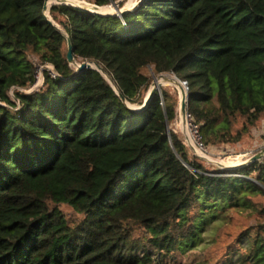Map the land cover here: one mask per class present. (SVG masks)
Segmentation results:
<instances>
[{"label": "trees", "instance_id": "1", "mask_svg": "<svg viewBox=\"0 0 264 264\" xmlns=\"http://www.w3.org/2000/svg\"><path fill=\"white\" fill-rule=\"evenodd\" d=\"M45 1L0 0V264H151L149 246L166 264L214 242L229 210L257 223L209 263L264 264V161L212 166L172 127L177 96L160 88L136 111L100 71H76ZM48 14L75 61L99 63L128 104H143L147 67L187 81L208 146L238 143L264 113L242 103L252 88L240 79H264V0H140L122 17L64 2ZM47 64L56 76L44 68L31 89Z\"/></svg>", "mask_w": 264, "mask_h": 264}, {"label": "rangeland", "instance_id": "2", "mask_svg": "<svg viewBox=\"0 0 264 264\" xmlns=\"http://www.w3.org/2000/svg\"><path fill=\"white\" fill-rule=\"evenodd\" d=\"M79 1L84 2L86 4H94L93 0H79ZM126 1L127 0H123V2L120 3V6L124 5V2ZM134 2H136V0H134ZM103 6H107L106 9L104 8L100 9L104 12H110L111 10L115 9V7H113L110 3ZM143 72L149 74L152 79L149 89L147 90L146 93H144V100H145L147 93L151 89L154 74L151 67H147L146 69L143 70ZM167 75H169L170 77H175L171 73H168ZM240 79L242 85L249 84L252 88L250 95L247 96L245 93L243 94L242 103L244 105H248L250 103H257L260 105H264V79L262 77L250 78L244 74L241 75ZM40 80H41V72L39 66H37L36 81H40ZM160 88H165L168 91V95H171L172 97L177 96L178 97L177 99L179 101L178 88L173 81L162 80L161 86L158 87V90ZM133 96L136 97V94L135 95L133 94ZM129 105L136 107L140 106L137 105L136 103ZM172 127L183 135L179 118L177 119L176 123L174 122L172 124ZM263 135H264V113L262 114V116H260L257 122L250 128L249 133L245 135L242 138V140L239 141L238 143L209 146L210 153L212 154V162H210L209 164L217 168H222L219 166V163L223 164L224 166L226 165L228 167L237 164L240 161H244L245 159L248 158V156H246L245 153H249V152L255 153L258 150L259 146L262 144V140L264 139ZM242 155H245V157H243ZM222 169L228 170L227 168H222ZM254 200L259 204L261 203L264 205V197L257 196L255 197ZM228 213H229L228 219L224 223V226L221 228V230L217 232V236L215 237L214 242L205 245L202 244L196 248L188 249L183 253H178L174 257L167 259L166 264H210L209 262L222 259L223 254L227 252V246L234 241L235 237L244 228L257 223L256 218L253 215L254 212L252 211L243 210L241 212H238L235 210H229ZM210 224L212 226L215 223L211 222ZM134 234L137 235V231ZM147 248L153 253L152 255L153 261L151 264H161L157 256V252L151 246ZM162 264H164L163 261Z\"/></svg>", "mask_w": 264, "mask_h": 264}, {"label": "water", "instance_id": "3", "mask_svg": "<svg viewBox=\"0 0 264 264\" xmlns=\"http://www.w3.org/2000/svg\"><path fill=\"white\" fill-rule=\"evenodd\" d=\"M55 3H70L75 7H79V8H83L85 10H88L90 12L96 13V14H102V15H114V16H118V17H122L125 13L131 11L132 9L124 6L122 8H115L114 11L112 12H103L100 11L99 9L101 8V6H98L96 4H86L84 2H81L79 0H54ZM114 3L113 0H110V4ZM134 8V7H133ZM49 10V5H48V0H46L44 2L43 5V11H47ZM46 19L51 23V25H53L59 32H61L66 39V59L68 61L69 64L72 65H76V71L80 72L85 68H94L97 71H100L105 78L109 81V83L112 85V87L114 88V90L117 92L119 98L121 99L122 102H124L125 104H127L130 108L136 110V111H140L143 110L147 105L148 102L150 100V98L152 97V95L155 93L156 90H158V87L161 86V83L159 82L160 80H171L175 83V85L178 88V92H179V109H178V118L180 121V125L181 127L185 126V116L187 114V105H188V94L185 92L184 88L182 87L179 79L177 77H170L167 74H162L158 77H155L153 75V82L151 85V89L149 90V92L147 93V96L143 102L142 105L136 107V106H131L126 102L125 97L123 96V94L121 92L118 91L115 83L113 82V80L111 79V77L104 71V69L101 67V65L99 63H97L96 61H82L81 63H77L73 57L72 54V43L70 38L68 37V35L59 28V26L53 22L50 17H47L45 15ZM190 149H193L192 147H190ZM264 157V148L261 151H258L256 153H254L251 157H249V159L243 163L240 164H235L232 166H224L223 164L219 163V166L222 168H227L229 169H235L238 168L240 166L246 165L250 162L256 161V160H261Z\"/></svg>", "mask_w": 264, "mask_h": 264}, {"label": "built area", "instance_id": "4", "mask_svg": "<svg viewBox=\"0 0 264 264\" xmlns=\"http://www.w3.org/2000/svg\"><path fill=\"white\" fill-rule=\"evenodd\" d=\"M127 1L124 2V5L120 6V3L123 2V0H114V3H112L111 5L115 8H122V7L126 6L130 9H133V7H135L140 0L139 1L136 0V2L133 1L132 5H129V6L127 5ZM53 3H55L54 0H52V1L48 0L49 7ZM44 15L49 17V14L47 11L44 12ZM46 67H47L48 72L51 76H53V77L56 76L54 69L51 65L47 64L44 66H39L40 72H41V80L36 81V79H35V82L32 85L31 89L36 88L42 84L43 70ZM35 77H36V71H35ZM179 81H180L182 87L184 88L185 92L188 94V83H187V81L180 80V79H179ZM181 130L183 132V138H184L185 144L189 148V150L192 152V154H194L195 156L199 157L200 159L206 161L207 163L212 162V154L210 153L209 146L204 143L202 136L200 134V131H199V125L196 124L195 122H193L189 113H187L185 116V126L181 127ZM190 147H192L193 149H190ZM263 148H264V139L262 140V144L259 146V148L256 152L261 151ZM253 154L254 153H251V152L245 153V155L248 156V158L245 159L244 161H240L238 164L247 161L249 159V157H251ZM245 155H242V156L245 157ZM261 160L264 161V157Z\"/></svg>", "mask_w": 264, "mask_h": 264}, {"label": "crops", "instance_id": "5", "mask_svg": "<svg viewBox=\"0 0 264 264\" xmlns=\"http://www.w3.org/2000/svg\"><path fill=\"white\" fill-rule=\"evenodd\" d=\"M133 1H134V0H128V1H127V5H128V6L131 5Z\"/></svg>", "mask_w": 264, "mask_h": 264}, {"label": "bare ground", "instance_id": "6", "mask_svg": "<svg viewBox=\"0 0 264 264\" xmlns=\"http://www.w3.org/2000/svg\"><path fill=\"white\" fill-rule=\"evenodd\" d=\"M109 6H110V5H109ZM103 8L106 9V7H103ZM111 11H113V10H111ZM111 11H110V12H111ZM103 12H104V11H103ZM161 81H162V80H160L159 82L161 83ZM214 162H215V161H214ZM237 164H238V163H237ZM234 165H235V164H234ZM225 166H226V165H225Z\"/></svg>", "mask_w": 264, "mask_h": 264}]
</instances>
